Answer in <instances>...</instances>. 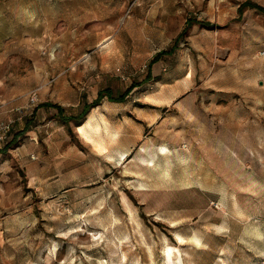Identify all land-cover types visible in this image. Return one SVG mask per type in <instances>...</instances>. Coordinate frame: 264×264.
<instances>
[{
  "label": "rangeland",
  "instance_id": "obj_1",
  "mask_svg": "<svg viewBox=\"0 0 264 264\" xmlns=\"http://www.w3.org/2000/svg\"><path fill=\"white\" fill-rule=\"evenodd\" d=\"M171 1L181 11L159 25V0H0V124L13 121L0 139V264H264V75L247 80L264 69V0L214 5L218 32L237 26L239 44L250 29L258 57L235 76L217 53L220 81L179 95L134 55L212 21L207 0ZM95 102L103 126L88 117ZM118 144L133 148L116 157Z\"/></svg>",
  "mask_w": 264,
  "mask_h": 264
},
{
  "label": "crops",
  "instance_id": "obj_2",
  "mask_svg": "<svg viewBox=\"0 0 264 264\" xmlns=\"http://www.w3.org/2000/svg\"><path fill=\"white\" fill-rule=\"evenodd\" d=\"M226 0H220L219 3L215 0H207L206 14L212 16V21L202 22V20H196L199 23L191 22L185 24L176 34L168 36L163 33L161 37L169 39L167 42L171 43L169 48H160L155 50H148L147 47L141 46L136 47L134 55L135 61L144 63L141 68L147 67L146 80H150L152 83L162 85L165 87L173 88L171 91H176L177 95L187 93L195 83H203L205 85H216L219 82L223 71L214 70L212 65V58L217 59V53H224V61L227 63L235 64L234 75L238 76L239 70L242 65L245 64L248 68V61L251 59V55L258 57L256 50L258 46L255 37L252 35L250 29H242L241 36L242 40L238 44V27L234 26L232 29L233 34H223L218 32L219 30L213 25V22L219 24L221 19V13H214V5H225ZM181 8L175 1L171 0H159L154 10V16L160 25L161 19L166 16L167 19L170 15L177 14ZM250 11L247 10V14ZM231 20H238V5L232 10L227 11ZM214 18V19H213ZM216 18V19H215ZM227 19L224 17L222 22H226ZM187 28V29H186ZM221 37V38H220ZM219 38L222 43L219 41ZM137 41L142 43V36L138 35ZM183 43H187L188 48L183 49ZM240 65V68L238 66ZM219 69V68H218ZM221 69V68H220ZM248 71V69H247ZM251 73L250 78L247 80L257 81L264 75L260 70H254V67L249 69ZM144 77V78H145ZM254 78V79H253ZM149 81V82H150ZM110 104V103H108ZM105 103L101 102L98 106L93 107L89 110L88 117L97 118L98 124L103 126V121L106 120V107ZM63 107V106H62ZM65 108V107H63ZM82 128V127H79ZM77 128V130H79ZM87 129V128H86ZM84 129V130H86ZM79 134V131H77ZM104 151L101 155H105L107 152V146L102 143ZM133 146L124 147L122 144H118L113 150H115L114 156H121L126 149L131 150Z\"/></svg>",
  "mask_w": 264,
  "mask_h": 264
},
{
  "label": "built area",
  "instance_id": "obj_3",
  "mask_svg": "<svg viewBox=\"0 0 264 264\" xmlns=\"http://www.w3.org/2000/svg\"><path fill=\"white\" fill-rule=\"evenodd\" d=\"M259 55L261 57H264V50L261 51L259 53ZM38 90H34L32 91L30 94H29V98H28V104L26 107L24 108H21V107H17V108H14L12 109V112L18 116V119H22L26 113L35 106V104L38 102ZM13 123L12 120H8L7 122L5 123H1L0 124V139L2 137H6L8 135V133L10 132V129H11V124Z\"/></svg>",
  "mask_w": 264,
  "mask_h": 264
},
{
  "label": "bare ground",
  "instance_id": "obj_4",
  "mask_svg": "<svg viewBox=\"0 0 264 264\" xmlns=\"http://www.w3.org/2000/svg\"><path fill=\"white\" fill-rule=\"evenodd\" d=\"M80 134L84 137V139H86L87 141H90L97 149H99V147H100L99 142L94 140L88 133L81 131ZM163 173H166V175H167L166 171Z\"/></svg>",
  "mask_w": 264,
  "mask_h": 264
},
{
  "label": "trees",
  "instance_id": "obj_5",
  "mask_svg": "<svg viewBox=\"0 0 264 264\" xmlns=\"http://www.w3.org/2000/svg\"><path fill=\"white\" fill-rule=\"evenodd\" d=\"M244 5H241V6H239V10L241 9V7H243ZM120 100V99H119ZM118 100V101H119ZM100 103L99 102H95V103H93L92 105H91V108H93V107H96V106H98Z\"/></svg>",
  "mask_w": 264,
  "mask_h": 264
}]
</instances>
